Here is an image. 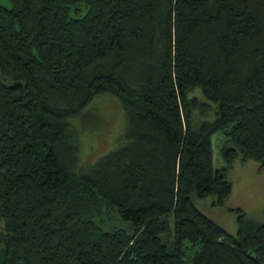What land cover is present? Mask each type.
<instances>
[{
    "label": "trees",
    "instance_id": "obj_1",
    "mask_svg": "<svg viewBox=\"0 0 264 264\" xmlns=\"http://www.w3.org/2000/svg\"><path fill=\"white\" fill-rule=\"evenodd\" d=\"M6 3L0 264H186L195 245L191 264H264V203L229 209L231 235L194 201L222 205L238 158L264 168V0ZM102 95L124 126L83 164L74 121Z\"/></svg>",
    "mask_w": 264,
    "mask_h": 264
},
{
    "label": "rangeland",
    "instance_id": "obj_2",
    "mask_svg": "<svg viewBox=\"0 0 264 264\" xmlns=\"http://www.w3.org/2000/svg\"><path fill=\"white\" fill-rule=\"evenodd\" d=\"M0 4L7 5L6 0ZM201 98L199 90L194 92ZM75 128L80 139L79 160L91 163L114 146L116 138L121 134L124 126V115L119 103L108 95H102L87 106V117L76 119ZM223 142L220 133L212 136V157L215 168L223 166L218 151ZM226 179L231 184V191L222 205H214V197L194 199L196 207L208 218L222 226L229 234L235 233L234 213L229 209L239 208L248 218L262 219L264 203V168H258L254 160H235L226 171ZM198 246L186 252V264H191V257Z\"/></svg>",
    "mask_w": 264,
    "mask_h": 264
}]
</instances>
